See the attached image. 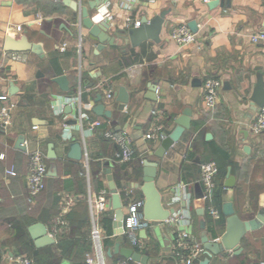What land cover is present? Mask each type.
Instances as JSON below:
<instances>
[{
	"label": "crops",
	"instance_id": "obj_1",
	"mask_svg": "<svg viewBox=\"0 0 264 264\" xmlns=\"http://www.w3.org/2000/svg\"><path fill=\"white\" fill-rule=\"evenodd\" d=\"M72 1L81 7L90 0ZM166 9L170 13L159 43L148 40L133 47L120 40L121 45L106 42L98 49L100 42L83 26L81 11L63 0H0V95L15 105L13 125L8 130L0 128V264H17L21 255L35 264H85L89 255H101L106 264L122 260L142 264L115 252L117 242L121 248L147 255V264H182L174 254V241L181 230L201 241L196 206L205 190L201 164L215 161L211 160L215 145L218 158L227 154L235 167L229 165L226 175L217 177V184L223 185L222 204L205 203L206 209L213 206L220 211L219 218L209 211L205 216L206 221L219 220L214 226L216 238L207 226L210 238L218 240L226 231L224 202H233L243 220L255 218L264 208V132L252 130L259 109L251 103L256 83L264 80V44L250 39L264 30V0H216L212 6L201 0H103L93 14L115 34ZM194 21L197 40L193 44L182 46L171 38L175 27ZM9 36L42 44L44 56L6 51ZM15 53L25 60L14 59ZM61 75L69 80V92L54 81ZM208 77L222 80L215 110L207 109L204 102ZM154 83L157 98L151 100L149 90ZM121 86L130 94L123 110L116 99ZM109 88L115 92L110 101L105 98ZM99 93L112 111L111 118L92 111ZM187 106L193 110L191 127L160 159L155 183L164 207L174 208L175 217H190V221L154 222L139 231L144 247H136L125 233H114L113 222L110 233L103 227V215L113 214V221L115 215L107 162H111L126 214L131 203L145 200L141 188H136L143 177L137 169L160 144L146 138L155 121L153 112L161 110L160 122L169 134ZM84 113L93 119H110L114 129L127 131L135 149L133 160L118 158V146L103 135L105 127L90 133ZM71 120L76 123L70 124ZM20 136L25 138L24 149L17 147ZM73 141L83 144L81 160L67 156ZM50 143L55 159L48 157ZM34 149L45 153L48 175L45 189L32 198L27 184L28 151ZM229 167L235 177L232 187L226 186ZM11 168L16 175L7 173ZM53 170L56 173L49 175ZM102 190L109 192L108 207L97 216L95 202ZM69 200L73 203L67 220L64 209ZM63 216L67 224L59 223ZM39 223L54 242L36 239L31 228ZM96 225L102 234L101 254L92 236ZM241 247L239 253L224 251L213 256L210 264H264V222L244 235Z\"/></svg>",
	"mask_w": 264,
	"mask_h": 264
},
{
	"label": "water",
	"instance_id": "obj_2",
	"mask_svg": "<svg viewBox=\"0 0 264 264\" xmlns=\"http://www.w3.org/2000/svg\"><path fill=\"white\" fill-rule=\"evenodd\" d=\"M63 2L73 8L74 10L81 11V20L83 26H85L90 34V37L96 41H99L98 49H102L108 42L110 45H121L120 40H123L126 45L131 44L133 47L140 46L143 42L152 40L159 43L161 41V32L165 24L167 15L170 13V9L161 11L155 15L152 19L145 16L141 20L140 26L130 25L124 29L116 30L115 34L109 30V28L102 22H97L94 18L93 11L97 10L103 0H90L88 5L79 6L77 2L72 0H63ZM216 0H212L208 5L212 6ZM196 22H190L189 27L196 32ZM264 27V22H263ZM119 39V40H118ZM5 50L8 52H24L32 51L36 54L44 56V48L40 43H31L26 38L15 39L9 36L5 43ZM64 92L70 91L69 80L67 76L61 75L54 78ZM149 99L156 100L157 87L156 83L150 86ZM130 94L124 86H121L116 92V99L120 102V109H124L128 103ZM96 101L99 102L92 108V111L99 116L112 117V111L108 109L103 103V94L97 95ZM251 103L255 109H259L264 106V80L261 78L255 85V88L251 95ZM71 112V106L68 107V113ZM193 110L190 106H187L183 113L177 118V126L175 129L167 134L160 142L159 146L155 149L153 155L148 156L143 162V177L139 183L136 184V188H141L145 195L143 205L140 207V211L143 213L146 219L160 223L168 220L176 214L174 208L166 209L162 202V196L158 190L155 180L158 173V165L161 158L165 153L182 137L186 129L191 127ZM70 124H75L76 120H71ZM211 134H208L210 137ZM24 136H20L17 140V147L24 149ZM245 151L249 152L250 147L245 146ZM84 155V147L82 142L73 141L70 144V149L67 153L69 158L81 160ZM48 157L55 159L57 157L54 144H49ZM106 174L108 178L109 190L111 193L110 204L115 211L113 227L116 235L124 232V218L125 212L123 209V201L118 187L115 183L113 175L111 174V162H107ZM53 170L49 172V175L55 174ZM235 185V177L231 174V167H229V173L226 180V186L232 187ZM198 208V214L201 216L199 221V227L202 230L201 242L204 246L205 253L204 258L199 264H210L213 256L220 254L224 251H233L239 253L242 250L241 241L244 235L250 231L259 228L264 222V208L261 209L255 218L249 220H243L237 214L234 204L231 201H226L223 204V214L227 217V225L225 233L218 240H212L208 235L207 221L205 219V200L204 193L196 201ZM33 235L38 241L41 242H54V238L48 233L44 224H36L31 228ZM146 231V229H145ZM114 251H121V254L128 259H132L142 264H147L148 256L138 252L133 248H121L120 243L117 242L114 245Z\"/></svg>",
	"mask_w": 264,
	"mask_h": 264
},
{
	"label": "built area",
	"instance_id": "obj_3",
	"mask_svg": "<svg viewBox=\"0 0 264 264\" xmlns=\"http://www.w3.org/2000/svg\"><path fill=\"white\" fill-rule=\"evenodd\" d=\"M205 4H208L212 0H201ZM141 22L137 21L135 26H140ZM171 38L176 41L179 45L185 46L193 44L197 40V34L194 32L189 25L182 24L175 27L171 31ZM253 43L264 44V30L253 33L250 36ZM12 57L16 60H25L21 54L15 53ZM222 86V80L217 77H208L204 82V102L205 106L209 110H215L219 103V90ZM114 90L109 88L105 92V98L110 101L115 98ZM0 101L4 103L0 105V128L8 130L13 125L12 111L14 104L8 102L7 96L0 95ZM155 121L152 129L146 134V138L153 141L161 142V140L168 134L164 128L162 122H160L161 110L156 109L154 112ZM87 122V130L90 133H94L97 129L105 127L103 135L112 140L119 148L118 158L123 162H130L135 157V149L133 147L131 138L127 131L116 130L112 127L110 119L101 118H90L88 114H82ZM252 130L256 134L264 132V106L260 108L257 116L252 123ZM29 156V173L27 177V184L29 194L32 198L40 194L46 187V178L48 175V165L46 162V155L40 149H34L28 151ZM218 165L215 161H208L201 164V182L205 187L204 200L205 203L211 199L213 189L215 187V178L218 173ZM10 175H16L14 168L7 170ZM109 192L102 190L98 195L95 202V211L97 216H100L108 207ZM73 201L69 200L67 206L64 209V215H66L72 205ZM143 201H135L128 207V211L124 218V232L130 239L132 244L136 247H144L142 240L139 238V231L147 229L154 224L155 221L146 219L143 213L140 211V207L143 205ZM209 214L214 218L220 217V211L209 206ZM190 217L185 218L171 217L167 221L175 223L180 219L188 221ZM190 221V220H189ZM61 224H67L65 216L59 221ZM92 236L97 244L98 250L101 254V229L96 225L92 231ZM174 254L182 264H195L196 260L205 253L204 246L200 240L193 238L190 232L181 230L174 241ZM97 258L100 260L97 261ZM17 264H35L33 259L30 257L21 255L16 258ZM85 264H106L102 259L101 255L94 256L89 255L86 259ZM111 264H128L127 260H122Z\"/></svg>",
	"mask_w": 264,
	"mask_h": 264
},
{
	"label": "trees",
	"instance_id": "obj_4",
	"mask_svg": "<svg viewBox=\"0 0 264 264\" xmlns=\"http://www.w3.org/2000/svg\"><path fill=\"white\" fill-rule=\"evenodd\" d=\"M212 148H214V150H213V152H214V155H213V158L211 159V160H215V162L217 163V165H218V173H217V176H216V178H215V187H214V189H213V193H212V196H211V199H210V201H209V204H213V205H221L222 204V188H223V185H222V183L221 184H217V177L218 176H225L226 175V173H227V168H228V166L229 165H231L233 168L235 167V164L233 163V161L230 159V156H228L227 154H224V153H222L223 154V158L222 159H220V158H218V156L215 154L216 152H218V149H217V146L215 145V146H213ZM143 166L144 165H142V166H140L137 170V172L141 175L142 174V172H143ZM102 187V186H101ZM238 187H240V184L237 186V188ZM208 211H209V209L207 208L206 209V206H205V216H206V218H207V216H208ZM104 213V212H103ZM102 213V214H103ZM101 214V215H102ZM66 219L68 220L69 219V214H67V216H66ZM112 222H113V214H107V213H105L104 215H103V217H102V224H103V227H104V229H106L107 230V232H111V226H112ZM207 222H208V229H209V231H211V233L213 234V236L216 238V233H215V231H214V226L219 222V220H213V221H209L208 219H207ZM204 258V254L201 256V257H199L197 260H196V262H199L200 260H202Z\"/></svg>",
	"mask_w": 264,
	"mask_h": 264
}]
</instances>
